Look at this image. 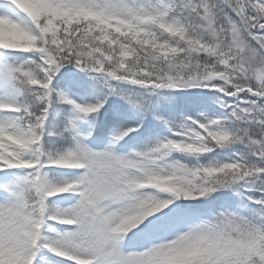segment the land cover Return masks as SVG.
<instances>
[{
    "label": "snow or ice",
    "instance_id": "6c2138e0",
    "mask_svg": "<svg viewBox=\"0 0 264 264\" xmlns=\"http://www.w3.org/2000/svg\"><path fill=\"white\" fill-rule=\"evenodd\" d=\"M0 264H264V0H0Z\"/></svg>",
    "mask_w": 264,
    "mask_h": 264
},
{
    "label": "rangeland",
    "instance_id": "374dc122",
    "mask_svg": "<svg viewBox=\"0 0 264 264\" xmlns=\"http://www.w3.org/2000/svg\"><path fill=\"white\" fill-rule=\"evenodd\" d=\"M73 71L75 72L76 70L73 69ZM80 75H81V77H83V74H80ZM83 79H88V78L83 77ZM73 86L76 87L75 85H73ZM127 86H129V85H119L117 90L122 91V92H124L125 95H127V94H129V92L126 90H128L131 87V86L130 87H127ZM76 88L77 89H73L72 87L70 89L62 88V90L67 92L68 95L71 96L73 99H76L77 102L95 103L97 100H103L104 101V107L100 110V112L98 114H93V115L87 117L85 120L79 121L78 126H79L82 133H87L89 130L92 131V136L89 137V139L87 141L90 145L96 146L97 139H100L103 143H107L106 141L103 140L104 137L99 136V131H98V120L105 111V104L111 100V102H113L114 104H116L119 107H126V105L128 104L127 101L121 99V97L119 95L108 96L107 99H105L103 93L106 92L107 90L103 89L102 85H97L95 90H88V91H84L79 87H76ZM86 100H88V101H86ZM124 127H127V126H124ZM121 129L122 128H120L118 130L111 131L110 132V138L116 132H118ZM138 131H140V129H138ZM166 134H168V133L166 132V133L161 134V135H166ZM129 135L131 136L132 134L130 133ZM126 138H128V137H125V139ZM65 174L70 175V173H65Z\"/></svg>",
    "mask_w": 264,
    "mask_h": 264
},
{
    "label": "trees",
    "instance_id": "16d2710c",
    "mask_svg": "<svg viewBox=\"0 0 264 264\" xmlns=\"http://www.w3.org/2000/svg\"><path fill=\"white\" fill-rule=\"evenodd\" d=\"M71 87L73 89H77L72 84H69L68 86L62 87V88L70 89ZM127 87H130V86H127ZM134 98H136V97H134ZM136 99H138V98H136ZM153 100H157V98L153 97ZM86 101H88V100H86ZM177 102L179 103V101H177ZM158 103L163 106V105L167 104V101H165L163 99H159ZM55 107L57 109H63L65 111V114H67V110H68L69 106H67V105H56ZM133 112H134V110L132 109L130 104H127L126 107H119L116 104H114L113 102H111V100L108 101L105 104L104 113L101 115V117L98 120L99 136L100 137L105 136L109 132L110 129L115 128V127H121V126L122 127H124V126L133 127L135 124L131 123L130 120L125 118L128 116H132ZM50 119H52V117H50ZM164 133H166V130H161V134H164ZM106 137H107V135L105 136V138Z\"/></svg>",
    "mask_w": 264,
    "mask_h": 264
}]
</instances>
